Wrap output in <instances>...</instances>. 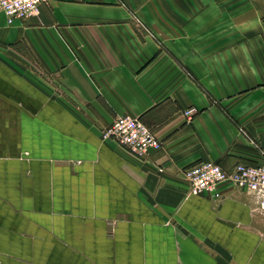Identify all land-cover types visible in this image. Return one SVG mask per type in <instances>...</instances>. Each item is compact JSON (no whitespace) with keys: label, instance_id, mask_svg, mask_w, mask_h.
<instances>
[{"label":"crops","instance_id":"1","mask_svg":"<svg viewBox=\"0 0 264 264\" xmlns=\"http://www.w3.org/2000/svg\"><path fill=\"white\" fill-rule=\"evenodd\" d=\"M123 114L161 148L104 137ZM201 160H264V0L0 10V264H264L254 195L192 193Z\"/></svg>","mask_w":264,"mask_h":264},{"label":"built area","instance_id":"2","mask_svg":"<svg viewBox=\"0 0 264 264\" xmlns=\"http://www.w3.org/2000/svg\"><path fill=\"white\" fill-rule=\"evenodd\" d=\"M46 1L0 0V10L11 23L37 14ZM198 112V107L193 105L185 108L183 114L191 122ZM104 137L115 139L138 156L149 149H159L162 146V140L148 124L128 114L118 115L105 129ZM182 176L188 182L190 191L195 194L208 192L215 197H224L219 187L227 182L246 188L254 195L258 207L264 212V160L256 164L241 161L232 169H226L217 162L201 160L186 166L182 170Z\"/></svg>","mask_w":264,"mask_h":264},{"label":"rangeland","instance_id":"3","mask_svg":"<svg viewBox=\"0 0 264 264\" xmlns=\"http://www.w3.org/2000/svg\"><path fill=\"white\" fill-rule=\"evenodd\" d=\"M107 128H108V127H107ZM107 128H106V129H107Z\"/></svg>","mask_w":264,"mask_h":264}]
</instances>
